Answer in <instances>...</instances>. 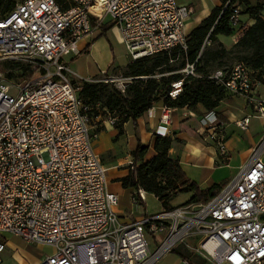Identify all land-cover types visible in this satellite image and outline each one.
<instances>
[{
	"label": "built area",
	"instance_id": "2783aa9c",
	"mask_svg": "<svg viewBox=\"0 0 264 264\" xmlns=\"http://www.w3.org/2000/svg\"><path fill=\"white\" fill-rule=\"evenodd\" d=\"M230 9L232 27L242 29L241 5ZM191 12L178 0H71L66 9L56 0H19L0 17V57L34 71L22 80L0 78V263L6 247L1 235L11 233L54 248L38 264H154L182 243L215 264H264V139L208 201L123 221L108 168L94 147L93 113L107 110L79 95L81 86L66 61L94 32L93 21L102 23L106 16L119 29L131 60L178 46L186 50ZM181 72L196 75L195 62ZM133 78L100 80L125 92ZM210 78L251 104L264 103L253 95L252 71L244 62L218 68ZM183 86L184 78L172 82L169 97H179ZM176 109L161 105L157 134H170ZM153 110L154 104L146 111ZM260 111L264 115V104ZM250 118L238 126L246 130ZM201 125L205 138L225 154L226 133L215 110ZM138 192L144 198V190ZM182 264L194 263L184 258Z\"/></svg>",
	"mask_w": 264,
	"mask_h": 264
},
{
	"label": "trees",
	"instance_id": "16d2710c",
	"mask_svg": "<svg viewBox=\"0 0 264 264\" xmlns=\"http://www.w3.org/2000/svg\"><path fill=\"white\" fill-rule=\"evenodd\" d=\"M19 0H0V17L7 15ZM62 8L71 6V0H56ZM239 3L242 13H248L254 18V23L250 25L243 35L231 47H226L219 41L217 35H232L236 30L230 23L231 6ZM264 1L251 5L249 0H230L229 4L213 9L212 13L200 25L187 35V49L175 47L171 52H161L154 56H145L132 60L126 66V75L133 78L125 92L116 86L103 80L95 82L82 81L75 82L80 84L79 95L86 103H101V107L106 108L108 113L119 117L118 127L130 119L137 120L155 102L162 100L163 103L177 108L188 107L192 110L202 105L206 110H214L225 98L229 91L221 84L216 83L210 78V74L223 65V60L231 54L237 59L236 62H244L252 71L253 81L264 84ZM93 25L101 27L102 34L110 29L113 24H103L93 21ZM217 42L216 48L210 47L207 42ZM181 56L183 60L179 66L171 62ZM14 62V61H13ZM195 62L196 75L185 76L184 73L174 72L183 69L187 63ZM233 63V64H234ZM14 66L22 68L21 73L9 74L16 80L32 77L34 71L28 65L16 61ZM215 68L209 73L207 66ZM232 64V65H233ZM231 65V66H232ZM229 66V67H231ZM116 66L110 64L105 71L108 75ZM171 72L170 75L161 78L155 76L156 71ZM184 78L183 91L176 99L169 97L172 82ZM99 111L95 110L93 116ZM173 137L171 135H155L154 149L156 155L150 160L145 161L148 146L138 145L131 154L133 165L129 173L120 180L123 187L133 188L139 191L140 188L146 192L154 194L164 208H171L172 199L181 192H191L192 197L187 203L208 201L215 196L224 184H215L210 188H201L198 183L191 180L183 170L179 160L173 159L169 155ZM141 203L144 200L138 196ZM181 256L189 257L180 250H176Z\"/></svg>",
	"mask_w": 264,
	"mask_h": 264
},
{
	"label": "crops",
	"instance_id": "0c3cea01",
	"mask_svg": "<svg viewBox=\"0 0 264 264\" xmlns=\"http://www.w3.org/2000/svg\"><path fill=\"white\" fill-rule=\"evenodd\" d=\"M229 1L230 0H178L179 4L192 8V12L185 22L186 34L189 35L193 29L208 18L213 9L217 7L225 8ZM249 1L251 5H255L264 0ZM241 8L243 7L241 6ZM262 14L264 16V9ZM106 17L102 23L111 24L113 21L108 23ZM241 19L244 24L242 29L236 30L232 35H217L219 41L224 43L228 48L233 46L243 35L245 30L255 21L251 15L244 12L241 15ZM111 30H113L114 38L118 44H124L120 31L116 26L113 25L105 33ZM101 35H103L101 27H96L92 34L86 35L79 41L80 52L78 54H70L66 56V61L73 73L72 76L75 82L79 83L95 79L99 80L106 77L104 73L111 64L110 58L109 60L107 58L104 63L96 60L97 63L95 68H92L91 66L84 67L76 63L79 58H94L93 55L97 44L96 39ZM129 62L130 59L127 60L123 66L119 65L118 68H126ZM102 75L104 76L101 77ZM261 85L260 89L259 86L256 87L253 95L257 99L259 98L257 94L258 89L260 90V93L263 91V94L261 95L262 98H260V100H263L264 84ZM229 94L237 95L231 92H229ZM246 104L245 101L243 105L241 103L239 109H235L227 99H224L220 102L219 106L214 109L217 113L219 122L225 129L226 133L225 139L227 152L225 154L220 152L213 140L205 138L206 131L201 125V119L208 110L202 105H198L195 110L188 107L177 108L172 114V122L169 125V135H171L174 140L169 150V155L171 158L179 160L186 175L191 180L196 181L201 188H210L215 184H223L230 180L241 167L249 162L254 150L262 143L264 135L259 134L260 132H250L249 125L253 116L264 118V115L253 114L252 106H247ZM161 105H163L162 100L155 102L153 114H149L148 111H145L137 118V120L134 121L130 119L124 122L121 127L117 126V123H119V117L111 115L105 111V109L99 110V113L93 120V131L96 134L94 147L101 155L104 165L110 172V175L108 176L109 189L119 197L115 210L123 221H132L141 215L153 214L139 212L138 204H142L141 200L138 199V196H140L139 192L133 188L123 187L120 179L129 173L133 163L131 152L136 149L140 143L148 146L145 161L150 160L156 155L154 141L155 135L157 134L156 129L160 125ZM247 115H251L250 122L248 128L243 130L238 126L237 121L243 119ZM110 118H113L114 121L110 120ZM219 156H222L221 160ZM261 157L264 160V151ZM111 181H115L117 185L112 186ZM148 194L149 192L144 190V198H142L144 204L146 202V195ZM15 236L17 235L4 233L1 235V239L6 243L5 250L9 247L8 242H11L15 247L19 246L21 248L26 258L25 264H38L45 259L47 255L54 251L52 246V250L49 252H46L43 249L45 246L50 245L27 243L23 238L17 236L21 238L25 245H27L26 247H21L12 242V239ZM190 243L196 245L192 242ZM34 244L39 249V252H35L28 248V246ZM153 244L156 247V244L152 243L151 248ZM5 250L2 253V262L0 264H17L16 260L13 258L15 250H13L12 254L4 255ZM176 250L189 254V257L181 256ZM184 258H188L194 264H215L199 252L186 246L184 243L179 244L174 250L164 254L154 264H182Z\"/></svg>",
	"mask_w": 264,
	"mask_h": 264
},
{
	"label": "rangeland",
	"instance_id": "374dc122",
	"mask_svg": "<svg viewBox=\"0 0 264 264\" xmlns=\"http://www.w3.org/2000/svg\"><path fill=\"white\" fill-rule=\"evenodd\" d=\"M106 21L108 23H110L111 18L109 16L106 17ZM111 24H114L113 22ZM97 44H96V49H95V53H94V58H89V59H85V58H79L77 60V64H80L82 66H91L92 68H95V65L97 63L96 60L100 61L101 63H104V61L108 58H110V63H113L114 69L108 74V75H113L116 78H128V77H132L130 75H126V72L128 71L127 68H118L119 65L123 66V64H125L127 62V60L130 59V55L128 53V50L125 46V44H118V42L115 40L114 38V34H113V30L108 31L107 33L99 36L97 39ZM207 44L210 47L216 48L218 43L217 42H207ZM183 60V58L181 56H178L177 59L173 60L171 63L173 65L179 66L181 64V61ZM237 59L234 57L233 54H231L228 58H225L223 60V65L220 67H229L231 66ZM14 60H9V59H5V58H1L0 57V78L2 79H7V80H11V79H15L12 78L11 76H9V74H16V73H21L22 72V68L20 67H16L14 66ZM23 65H26L24 63H22ZM215 68H217L216 64H214V66H207V69L209 70V73L212 72ZM161 69H158L156 71L155 76H157L158 78H161L163 75L165 77H167L168 75L171 74V72L165 71L163 73L160 72ZM181 70V68L175 70L174 72H179ZM105 74V73H104ZM104 75H102L101 77H103ZM24 79V77L22 76L20 80ZM19 80V79H18ZM109 83V82H107ZM254 92L256 87L259 86V89L261 88V84L257 81L254 82ZM112 84L114 86H116L113 83H109ZM117 87V86H116ZM258 89L257 94L259 96V98H257V100H259L260 98H262V94L263 91L260 93V90ZM264 89V87H263ZM227 99L233 108L235 109H239L242 105L245 103L246 101V105L247 106H252V112L255 115H258L261 113L260 109L261 106L264 104H251L249 102H247V100L242 97L241 95H232V94H227L225 95V98ZM223 99V100H224ZM249 131L250 132H260L259 134H263L264 135V118L261 117H257V116H253L251 118V123L249 125ZM228 150V148H227ZM238 155V153H237ZM220 160L222 159V156H219ZM240 157V155H239ZM242 157V156H241ZM110 175V172L108 171V176ZM111 185H117L115 181H111ZM192 197V193L191 192H181L178 193L171 201V204L173 206H179L182 204H186L190 198ZM139 202V201H138ZM130 205V204H129ZM138 209L140 213H157L159 211H161L163 209V205L162 202L156 198L153 194H148L146 195V202L145 204H138ZM151 239V238H150ZM190 242H192L193 244H196V241L194 240H189ZM12 242L20 245L21 247H26L27 245H25V243L21 240V238L15 236L12 239ZM9 247L5 250L4 255L5 254H12L13 250H15V254L13 256V258L16 260L17 264H25L26 263V258L21 250V248L19 246L15 247L11 242H8ZM29 249L35 251V252H39V249L36 247V245H30L28 246ZM46 252H49L52 250L51 246H45V248H43ZM155 249V245L153 244L152 246V250Z\"/></svg>",
	"mask_w": 264,
	"mask_h": 264
}]
</instances>
